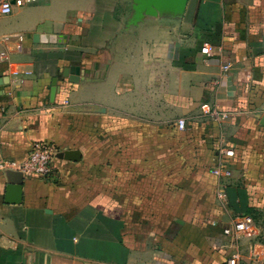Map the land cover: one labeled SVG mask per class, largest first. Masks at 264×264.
I'll return each mask as SVG.
<instances>
[{
    "label": "crops",
    "instance_id": "0c3cea01",
    "mask_svg": "<svg viewBox=\"0 0 264 264\" xmlns=\"http://www.w3.org/2000/svg\"><path fill=\"white\" fill-rule=\"evenodd\" d=\"M3 1L0 152L82 158L0 173V264H264V0Z\"/></svg>",
    "mask_w": 264,
    "mask_h": 264
},
{
    "label": "built area",
    "instance_id": "2783aa9c",
    "mask_svg": "<svg viewBox=\"0 0 264 264\" xmlns=\"http://www.w3.org/2000/svg\"><path fill=\"white\" fill-rule=\"evenodd\" d=\"M16 5H22V0H16ZM1 13L3 15H9L13 11V4L10 1H3L1 3ZM207 55H211L209 51L206 50ZM225 71L229 69L226 65L223 67ZM223 116V115H222ZM177 128L180 131L186 129L185 119H179L177 121ZM56 151L52 145L44 142H35L32 144L28 156L22 161H15L6 158L0 152V173H8L10 171H18L23 175L35 176L45 180H51L54 178V159L56 157ZM227 157L234 156V152L231 150L225 151ZM212 173L217 177L229 178L232 173L229 169L218 166ZM219 197L221 199L226 198V193L224 191L220 192ZM252 224V219L250 217H244L241 221L236 224L237 231H246ZM228 232V231H227ZM230 264H236V256L229 261Z\"/></svg>",
    "mask_w": 264,
    "mask_h": 264
},
{
    "label": "water",
    "instance_id": "95a60500",
    "mask_svg": "<svg viewBox=\"0 0 264 264\" xmlns=\"http://www.w3.org/2000/svg\"><path fill=\"white\" fill-rule=\"evenodd\" d=\"M188 2L189 0H136L134 6L136 12L135 22L141 20L145 15L154 16L159 12L183 13ZM76 71H78V69ZM58 78L60 79L61 76L59 75ZM56 83L57 80L54 81V86L51 91L52 99H54L57 92ZM57 158L66 161L79 162L81 161L82 154L79 151H64L58 153ZM7 174L12 182L7 187V202L12 204L20 203L24 175L18 171H10Z\"/></svg>",
    "mask_w": 264,
    "mask_h": 264
},
{
    "label": "rangeland",
    "instance_id": "374dc122",
    "mask_svg": "<svg viewBox=\"0 0 264 264\" xmlns=\"http://www.w3.org/2000/svg\"><path fill=\"white\" fill-rule=\"evenodd\" d=\"M101 138H103L104 139V136L103 137H101ZM112 150V149H111ZM100 151V150H99ZM100 153L98 152V155H99ZM100 155H103L104 156V149H103V152L100 154Z\"/></svg>",
    "mask_w": 264,
    "mask_h": 264
},
{
    "label": "trees",
    "instance_id": "16d2710c",
    "mask_svg": "<svg viewBox=\"0 0 264 264\" xmlns=\"http://www.w3.org/2000/svg\"><path fill=\"white\" fill-rule=\"evenodd\" d=\"M251 217V216H250Z\"/></svg>",
    "mask_w": 264,
    "mask_h": 264
}]
</instances>
